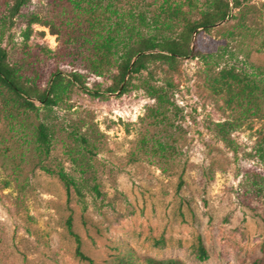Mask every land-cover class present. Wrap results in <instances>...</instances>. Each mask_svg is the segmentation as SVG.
Here are the masks:
<instances>
[{
    "label": "rangeland",
    "instance_id": "obj_1",
    "mask_svg": "<svg viewBox=\"0 0 264 264\" xmlns=\"http://www.w3.org/2000/svg\"><path fill=\"white\" fill-rule=\"evenodd\" d=\"M11 4L0 0V45L20 82L42 90L55 72L63 79L54 105L32 98L36 110L1 88L0 264H90L75 254L68 216L91 264H264V0H242L203 33L209 64L149 62L124 90L115 69L99 76L72 59L87 52L78 29L89 17L74 0H28L12 20ZM231 66L249 77L232 108L206 73ZM73 71L85 88L68 82ZM58 171L73 180L68 192Z\"/></svg>",
    "mask_w": 264,
    "mask_h": 264
},
{
    "label": "trees",
    "instance_id": "obj_2",
    "mask_svg": "<svg viewBox=\"0 0 264 264\" xmlns=\"http://www.w3.org/2000/svg\"><path fill=\"white\" fill-rule=\"evenodd\" d=\"M86 1L85 7L80 4ZM28 0H12L8 17L12 20ZM76 10H83L88 14L81 23L85 24L84 33L81 34V46L87 52L72 54V59H81L85 67L91 73L103 76L113 75L116 86L122 85L127 77L139 73L147 68L149 62L160 61L172 64L178 57L200 56L206 58V65L215 54H204L201 48L203 33L210 30L217 23L224 22L231 15V10L240 8L242 0H74ZM103 3V4H102ZM99 8V9H98ZM97 9L99 12H97ZM105 15V21L99 16ZM232 17V15H231ZM85 20H87L85 22ZM74 22V21H72ZM78 23V22H77ZM233 26V25H232ZM241 27V26H240ZM55 33L58 28L51 26ZM235 27L226 32V37L236 36ZM239 34V33H238ZM201 43V44H200ZM210 43V42H209ZM208 45V44H207ZM230 57L233 53L229 52ZM209 88L215 95L224 92L227 96L228 107L243 105L242 99L249 96V77L247 73L236 67H222L218 72L206 70ZM47 89L26 85L20 82L18 69L13 67L8 59L7 52L0 45V91L5 88L10 91L14 101L28 110H36L32 98L34 97L43 106H51L56 103L57 89L62 85L63 76L60 71L53 75ZM245 81V85L235 90L236 85ZM68 82L77 83L82 88V73L73 71ZM111 90V88H110ZM160 97V95H159ZM229 124L219 123L222 128ZM221 128V129H222ZM221 138L229 142V138L221 134ZM36 141L45 152L49 149V131L44 123L38 125ZM264 161V158L262 159ZM48 173L52 169L43 167ZM58 178L68 189L73 180L63 171L56 172ZM258 189V187H256ZM259 190V189H258ZM260 191V190H259ZM69 233L76 242L75 254L90 264L92 260L80 250V238L72 230V219L66 220ZM207 253L204 246L199 244V259H205ZM119 264H125L121 261ZM147 264H179L174 259H147Z\"/></svg>",
    "mask_w": 264,
    "mask_h": 264
}]
</instances>
